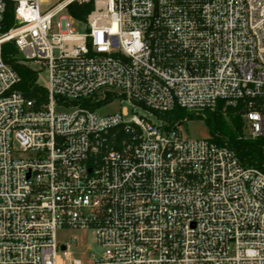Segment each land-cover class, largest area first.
I'll return each instance as SVG.
<instances>
[{
  "label": "built area",
  "instance_id": "2783aa9c",
  "mask_svg": "<svg viewBox=\"0 0 264 264\" xmlns=\"http://www.w3.org/2000/svg\"><path fill=\"white\" fill-rule=\"evenodd\" d=\"M11 1L2 32L0 0V264H58L63 227L95 230L104 251L89 264H264V170L180 123L97 112L110 93L151 113L242 102L247 135L264 137V0ZM89 2L86 20L70 14ZM6 42L47 70L39 108Z\"/></svg>",
  "mask_w": 264,
  "mask_h": 264
},
{
  "label": "trees",
  "instance_id": "16d2710c",
  "mask_svg": "<svg viewBox=\"0 0 264 264\" xmlns=\"http://www.w3.org/2000/svg\"><path fill=\"white\" fill-rule=\"evenodd\" d=\"M7 6L4 12L1 31L5 32L14 24L15 5L11 0H6ZM92 2L69 6L70 14L78 20H86L92 11ZM3 56L5 60L13 66L19 73L21 82L17 88L26 96L36 98V107L46 101V92L37 82V72L28 65L21 62L17 47L12 42L3 45ZM113 100V94H108L105 101L99 103L103 105ZM84 103L91 104L90 99L83 100ZM96 106V104L94 105ZM243 103L237 106L225 105L223 100H219L214 110H206L204 114L194 115L188 113L182 107H175L166 112H155V114L165 122L164 127L170 129L177 123L183 121L187 115L190 118H203L209 127L211 139L220 145H227L234 149L242 162L247 166H254L264 170V137L253 138L245 132V123L242 116Z\"/></svg>",
  "mask_w": 264,
  "mask_h": 264
},
{
  "label": "rangeland",
  "instance_id": "374dc122",
  "mask_svg": "<svg viewBox=\"0 0 264 264\" xmlns=\"http://www.w3.org/2000/svg\"><path fill=\"white\" fill-rule=\"evenodd\" d=\"M69 14L67 11L62 12L59 16L55 18L54 31H58L57 20L63 14ZM72 27L78 33H84L87 29V24L85 22H73ZM20 59H23V56L19 53ZM29 65L36 70L38 78L37 82L40 85H46L48 83V72L45 68H41L40 65L33 64L29 62ZM126 107L128 110V117L130 118L133 115H138L140 117L149 118L155 122L159 121V117L155 113H151L149 110L122 99H114L110 102H107L101 105L97 112L100 115H108L117 112H121L122 108ZM184 117L183 121L178 125V130L187 137H198V138H210L211 133L208 125L206 124L203 118H190L188 115ZM246 132V130H245ZM247 133V132H246ZM76 236V240H72V237ZM57 242L61 245L67 244L69 252L66 255L65 251L62 248H59L58 251V264H69L74 259L80 260L83 264H89L92 262L93 256H100L104 248L99 245L95 230L93 229H76L63 227L59 228L56 232Z\"/></svg>",
  "mask_w": 264,
  "mask_h": 264
}]
</instances>
